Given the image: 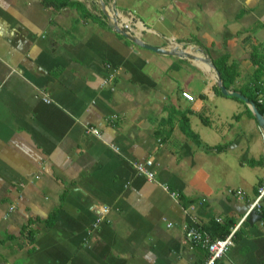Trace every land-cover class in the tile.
Returning a JSON list of instances; mask_svg holds the SVG:
<instances>
[{"label": "crops", "instance_id": "1", "mask_svg": "<svg viewBox=\"0 0 264 264\" xmlns=\"http://www.w3.org/2000/svg\"><path fill=\"white\" fill-rule=\"evenodd\" d=\"M70 1L0 0V264H202L183 226L228 234L264 178L262 131L207 63L143 48L112 18L148 44L226 56L228 89L259 85L264 103V0H102L109 19L101 0ZM148 158L154 181L132 165ZM262 220L219 264H264Z\"/></svg>", "mask_w": 264, "mask_h": 264}, {"label": "built area", "instance_id": "2", "mask_svg": "<svg viewBox=\"0 0 264 264\" xmlns=\"http://www.w3.org/2000/svg\"><path fill=\"white\" fill-rule=\"evenodd\" d=\"M127 27V25H124ZM182 97L188 101H194L193 95L187 91H183ZM45 102H50L45 95L43 96ZM88 134L94 135L100 138V131L95 126H89L86 128ZM114 151H119L118 147L110 144ZM152 160L150 158L144 161H133L132 165L135 170L142 176H144L149 181H154V171L152 170ZM162 188L169 193L171 198L177 199L179 194L176 191H169L167 185H162ZM227 194L236 198H243L245 193L242 188H232L226 189ZM264 178L259 182L257 186V192L253 200L249 203L245 212L240 216L237 223L230 228V231L224 237H212L208 232L201 229L198 226H183L184 240L190 245V247L198 246L204 249L207 256L202 264H219V261L226 255L230 247L233 245L235 234L237 229L242 225L244 221L248 219L249 213L255 211L257 214L262 215L264 210ZM108 209L104 206L101 208V213L106 214ZM102 219V216H97L95 222L92 225L94 228ZM216 221H222L221 218H217ZM262 228L264 229V221L261 222Z\"/></svg>", "mask_w": 264, "mask_h": 264}, {"label": "water", "instance_id": "3", "mask_svg": "<svg viewBox=\"0 0 264 264\" xmlns=\"http://www.w3.org/2000/svg\"><path fill=\"white\" fill-rule=\"evenodd\" d=\"M100 4L103 8L104 14L106 15V17L109 19V15L108 13L104 10V8L106 7V5L103 3V1H100ZM112 10L114 11L115 14V5H113ZM113 14V15H114ZM112 18V25L115 28V31L117 33H121L124 37L130 39V41H132L133 43L152 50L156 53H160V54H166V55H175V56H179V57H184L186 59H189L191 61H194L195 63H197L198 65H200V62L202 63H207L209 65V68H205L203 66L200 65V67H202L203 71L209 75L210 77H212L214 79V81L216 82L217 86L220 89V92L222 93V95L224 96H231V97H237L238 99L242 100L246 105H248L249 109L251 110V112L253 113L260 130L262 131V135L264 137V116L259 112L256 104L248 99L245 95H243L241 92L239 91H235V90H231L225 87L223 80L218 72V70L216 69V67L214 66V64L212 63L210 57H208L207 55L205 56H199V55H195L193 53L189 52L188 48H183L182 46L177 47L178 43L175 42V47H173L172 49H167L165 47H157L151 44H148L147 42H144L143 39L138 36H136L134 33H130L123 25H118L116 19ZM145 26V25H144ZM169 39H164L165 43H170ZM188 49V50H187ZM199 51L203 52V49L201 47H199ZM262 219V215L257 214L255 211H251L249 213L248 216V222L252 223L253 221H259Z\"/></svg>", "mask_w": 264, "mask_h": 264}, {"label": "trees", "instance_id": "4", "mask_svg": "<svg viewBox=\"0 0 264 264\" xmlns=\"http://www.w3.org/2000/svg\"><path fill=\"white\" fill-rule=\"evenodd\" d=\"M71 2L72 1H70V0H65V3H61L62 4L61 6H63V5L66 6L67 4H71ZM45 3H47V2L45 1ZM72 4H78V3L72 2ZM256 51H257V48L253 47L250 60L252 62H254L255 64L256 63L259 64L258 60H257ZM213 63L215 65V67L217 68V70H218V72H219V74L223 80L225 87L229 88L235 82V79L238 76V65L236 63H228L226 56H223L217 60H214ZM260 69H261V67L259 66V70ZM259 70L257 69L256 76H254L253 80L258 79V77L260 75ZM255 77H256V79H255ZM261 91H262L261 87L259 85H257L252 90L248 88L247 93L244 91H242V93H245V95H247V97L256 104V106H257V108L261 114H264V103H260L257 100V98H258L257 94L260 93ZM182 122H183L182 128L183 129L185 128L187 133L190 134L189 126L187 123V118H184ZM262 218L264 220V210L262 211ZM231 225H232L231 221H229V223L226 224L227 228H229ZM226 230H228V229H226ZM223 236H225V235H222L221 237H223Z\"/></svg>", "mask_w": 264, "mask_h": 264}, {"label": "rangeland", "instance_id": "5", "mask_svg": "<svg viewBox=\"0 0 264 264\" xmlns=\"http://www.w3.org/2000/svg\"><path fill=\"white\" fill-rule=\"evenodd\" d=\"M257 127H258V126H257ZM258 129H259V127H258ZM259 131H260V129H259ZM250 133H251V135H252V139L258 137V135H259L258 132H257L256 130H252V131H250ZM252 139H251V140H252ZM262 139H263V138H262Z\"/></svg>", "mask_w": 264, "mask_h": 264}]
</instances>
